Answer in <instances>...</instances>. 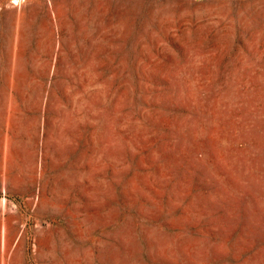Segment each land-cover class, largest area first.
<instances>
[{"label": "rangeland", "instance_id": "374dc122", "mask_svg": "<svg viewBox=\"0 0 264 264\" xmlns=\"http://www.w3.org/2000/svg\"><path fill=\"white\" fill-rule=\"evenodd\" d=\"M0 264H264V0H0Z\"/></svg>", "mask_w": 264, "mask_h": 264}]
</instances>
